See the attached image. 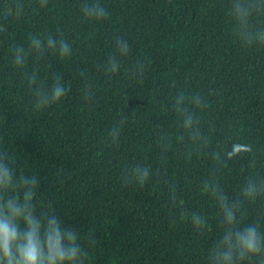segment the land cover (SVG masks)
<instances>
[{
  "label": "trees",
  "instance_id": "trees-1",
  "mask_svg": "<svg viewBox=\"0 0 264 264\" xmlns=\"http://www.w3.org/2000/svg\"><path fill=\"white\" fill-rule=\"evenodd\" d=\"M20 2L23 13L7 17L0 0V150L17 175L37 176L34 202L55 205L63 225L81 234L88 264H209L225 227L206 182L242 202L237 227L264 231V195L249 201L241 191L249 179L264 180V46L241 42L233 0H98L108 13L99 21L83 16L85 0ZM249 28H264V9L250 14ZM32 35L63 37L71 55L29 53L16 67L11 49L27 50ZM121 38L127 56L116 51ZM114 56L119 69L105 71ZM33 70L45 86L59 75L67 95L37 110L25 79ZM180 94L199 118L204 147L181 127ZM197 94L202 108L191 104ZM237 143L252 151L229 158ZM138 164L150 167L149 180L125 183ZM192 213L206 218L205 229L193 227Z\"/></svg>",
  "mask_w": 264,
  "mask_h": 264
},
{
  "label": "clouds",
  "instance_id": "clouds-1",
  "mask_svg": "<svg viewBox=\"0 0 264 264\" xmlns=\"http://www.w3.org/2000/svg\"><path fill=\"white\" fill-rule=\"evenodd\" d=\"M38 4L43 8L47 6L48 0H38ZM23 9L20 0H5L3 5V12L7 17H19ZM261 9H264V0L232 2L231 15L237 21V36L244 45L256 43L264 46V28L255 31L249 28L250 14ZM81 11L84 17L96 21L103 20L108 15L98 0L92 3L85 0ZM5 31L6 27L0 24V33ZM46 50L58 52L62 57H69L72 52L70 44L63 37L54 39L51 35L46 38L32 35L27 50L20 45L12 47V63L18 68H23L29 53H35L39 57ZM116 51L118 56H127L130 45L121 38L116 42ZM118 56L108 60L104 65L105 71L115 73L119 69ZM140 70L138 66L137 71ZM25 79L37 110L58 103L69 91L59 75H56L48 86L38 79L36 70L26 72ZM89 95L90 90L86 86L85 99ZM184 102L183 94L175 98L174 107L182 116L181 127L193 144L198 148L204 147L208 144V139L200 130L199 118L195 112L183 106ZM191 104L201 108L205 106L198 94L191 98ZM119 134L120 128L113 126L109 131L111 141L118 142ZM251 151V145L237 143L227 155L231 158ZM150 175L149 166L134 165L126 170L124 182L143 185ZM38 186L37 176L17 175L11 156L7 151L0 150V264H88L90 254L81 243V234L75 228L63 225L55 214V205L43 209L37 207L34 197ZM203 187L220 205L225 227L222 237L210 250L209 264H243L250 258H259V264H264V231H261L256 223L237 227V212L242 202L229 201L215 182H206ZM241 191L245 200L255 201L264 195V180L249 179ZM190 221L197 230L207 227L206 218L199 213H192Z\"/></svg>",
  "mask_w": 264,
  "mask_h": 264
}]
</instances>
